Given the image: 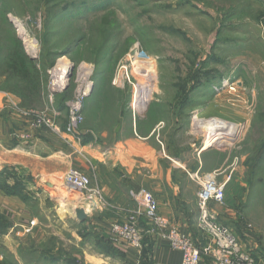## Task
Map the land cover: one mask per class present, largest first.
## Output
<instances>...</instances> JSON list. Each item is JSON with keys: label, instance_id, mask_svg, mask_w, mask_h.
<instances>
[{"label": "rangeland", "instance_id": "rangeland-1", "mask_svg": "<svg viewBox=\"0 0 264 264\" xmlns=\"http://www.w3.org/2000/svg\"><path fill=\"white\" fill-rule=\"evenodd\" d=\"M15 21L33 41V49ZM14 35L41 72L43 103L35 109L47 110L56 125L65 119L67 123L66 102L74 99L77 90L73 75L65 89L52 84L53 70L62 67L61 62L92 68L93 102L97 98H129L130 102L131 78L128 82L116 76L127 66L130 75L138 78L130 58L135 52L148 57L155 68L148 109L158 100L169 115L166 151L190 161L199 158L202 148L213 150L214 155L208 153L203 159L213 156L221 173L231 171L246 183L244 197L230 201L242 214L240 220L250 228H264V0H0L1 78ZM107 81L115 93L105 92ZM11 82L4 78L0 88ZM213 119L234 124L240 132L233 139L216 133L206 141ZM9 174L26 186L21 172ZM76 206H52L34 232L38 241L33 238V248L44 249L43 239L45 248L55 245L53 253L61 250L75 258L87 249L80 243L75 246L76 232L86 234L88 241L105 238L91 225L94 216ZM76 210L83 212V221Z\"/></svg>", "mask_w": 264, "mask_h": 264}, {"label": "crops", "instance_id": "crops-1", "mask_svg": "<svg viewBox=\"0 0 264 264\" xmlns=\"http://www.w3.org/2000/svg\"><path fill=\"white\" fill-rule=\"evenodd\" d=\"M4 78L0 77V87ZM115 90L107 81L105 92L112 94ZM92 91L83 105L84 122L78 131L80 141L69 146L63 132L66 119L64 124L57 123L59 133L42 131L30 141L22 140L21 134L28 130L29 122L17 110L21 107V100L7 89L0 88V261L33 264V238L38 241L34 232L43 225L39 222L42 217L48 218L51 214L52 206L64 209L76 205L83 207L94 216L91 224L94 229L111 243L110 226L125 222L129 215L141 210L134 194L145 190L153 194L158 212L173 227L195 239L201 253L198 264H218L217 249L197 227V194L205 175L217 171L220 182L226 178L228 170L226 174L221 173V167L211 159L213 156L209 161L203 159L208 153L214 155L208 148L196 152L199 158L195 160L170 156L164 139L170 124L166 121L169 115L157 105L158 100L156 104L152 102L148 111L134 122L129 98H107L109 101L97 98L93 102L90 98ZM71 169L89 177L92 175V186L99 191L100 197L79 191L76 195L69 194L74 189L65 185L63 176ZM7 170L19 171L25 176L24 193L28 202L5 191L6 183L9 186L14 184L12 178L6 180ZM228 175L231 179L225 187L224 204L211 202L209 210L217 222L228 227L244 249L262 263L264 228L261 225L250 228L240 220L242 214L230 201L244 197L246 183L240 177L232 176L231 171ZM61 215L65 217L62 212ZM138 223L143 230L140 249L124 243H111L122 257L110 256L97 250L94 241L82 242L80 237L84 233L76 232L75 246L80 243L81 248L85 246L87 249L74 259L83 264H180L179 251L172 250L166 240L153 236L142 216ZM40 240L45 245L44 240ZM49 247L53 254V244Z\"/></svg>", "mask_w": 264, "mask_h": 264}, {"label": "built area", "instance_id": "built-area-1", "mask_svg": "<svg viewBox=\"0 0 264 264\" xmlns=\"http://www.w3.org/2000/svg\"><path fill=\"white\" fill-rule=\"evenodd\" d=\"M133 75H130L127 66L121 67L116 79L121 77L129 82L132 80V98L130 101V112L135 122L139 117L143 116L150 104L151 96L155 86V68L152 61L148 57L139 52H135L131 58ZM63 60V59H62ZM61 60V61H62ZM60 62V61H59ZM59 66V65H58ZM61 69L54 68V79L52 84L57 86L59 90L68 86L69 80L67 74L71 70V77L77 83V90L73 100L66 102L68 109V121L64 127L65 143L71 146L79 143L80 138L78 131L83 123V103L90 95L92 83L90 76L93 72L92 68L77 67L73 63L66 61L61 62ZM58 71L61 76H58ZM70 77V78H71ZM115 85V83L113 82ZM19 114L26 118L29 122V128L21 134V139L30 141L35 134L42 131H51L59 133V128L54 122L52 116L47 110L43 109H24L17 107ZM218 172L215 171L210 175L203 177L200 184V190L197 194L199 216L197 227L205 233L218 252V264H264L258 262L249 252L242 246L237 236L232 231L217 222L214 213L209 210V203L214 202L223 205L225 202V187L231 179L227 175L223 181L217 180ZM63 181L68 187L79 192H89L100 197L99 191L92 187L90 178L79 170L71 169L63 176ZM134 198L140 202L141 210L136 211L128 216L125 222H115L110 226L109 239L113 245L124 243L134 249H140L143 240V230L140 228L138 218L143 217L146 224L150 227V233L156 238H162L167 241L172 250L181 253L180 264H198L201 253L196 246L193 238L175 227L170 221L158 212V203L156 198L145 190H140L134 194Z\"/></svg>", "mask_w": 264, "mask_h": 264}, {"label": "trees", "instance_id": "trees-1", "mask_svg": "<svg viewBox=\"0 0 264 264\" xmlns=\"http://www.w3.org/2000/svg\"><path fill=\"white\" fill-rule=\"evenodd\" d=\"M15 36V35H14ZM14 47L5 63V68L3 70V76L5 80L9 79L12 81L7 89L12 92L21 100V108L35 109L43 103L42 92H43V80L41 79V72L37 68L34 61H32L24 52L20 41L16 38L12 39ZM52 63V62H51ZM6 180L10 178L14 180L12 186L5 185V191L8 194L19 195L23 201L28 202L27 195L24 193L26 191L25 185H23L21 178H17L14 175H10L9 171L5 172ZM27 180L25 181V183ZM82 239L88 241L86 234H82ZM95 248L102 253L110 256L122 257L121 253L114 249L109 241L101 238H95L94 240ZM42 250L33 248V264H61L63 259V264H83L73 257H68L64 252L58 250L56 254L61 257H57L55 252L52 254L49 248ZM40 246V247H42ZM38 247V246H37ZM53 248H55L53 244ZM46 251L48 254H46ZM36 252H42L40 256H34ZM53 252V250H52ZM0 264H9L6 259L0 261Z\"/></svg>", "mask_w": 264, "mask_h": 264}, {"label": "bare ground", "instance_id": "bare-ground-1", "mask_svg": "<svg viewBox=\"0 0 264 264\" xmlns=\"http://www.w3.org/2000/svg\"><path fill=\"white\" fill-rule=\"evenodd\" d=\"M15 23L17 24L16 21H15ZM17 27L19 28L18 30H19L20 35L24 38V40H26L25 43L27 42L28 48L33 49L34 48L33 47V41L28 40L26 33L20 24H17ZM61 68L62 67H57V70H59ZM56 72L58 73V76H61L58 71H56ZM230 91L233 92L234 88L231 87ZM210 122H212V125H210V136L207 138L206 141H210L211 137L213 135H215L216 133H225L227 136H229L231 139H233V136H236V134L240 132L239 131L240 128H238L234 124H231V123H228V122H225L222 120H214V121H210Z\"/></svg>", "mask_w": 264, "mask_h": 264}, {"label": "water", "instance_id": "water-1", "mask_svg": "<svg viewBox=\"0 0 264 264\" xmlns=\"http://www.w3.org/2000/svg\"><path fill=\"white\" fill-rule=\"evenodd\" d=\"M70 77H71V70L68 72V74H67V79H70ZM76 215L79 217V218H81V221H83L84 219H83V212L81 211V210H76Z\"/></svg>", "mask_w": 264, "mask_h": 264}]
</instances>
